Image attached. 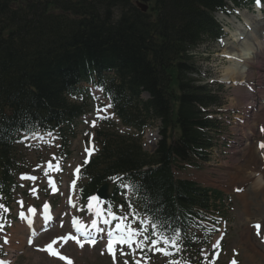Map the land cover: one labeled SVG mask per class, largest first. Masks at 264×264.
Masks as SVG:
<instances>
[{
  "label": "trees",
  "instance_id": "trees-1",
  "mask_svg": "<svg viewBox=\"0 0 264 264\" xmlns=\"http://www.w3.org/2000/svg\"><path fill=\"white\" fill-rule=\"evenodd\" d=\"M136 1L0 0V193H10L20 171L17 135L38 128L63 133L89 111L83 85L100 87L122 125L140 133L159 119L161 140L148 154L137 137L101 121L96 154L82 171V196L108 182L113 210L125 215L119 196L128 184L139 215L161 223L168 236L180 230L183 261L201 262L205 232H185L189 216L209 207L210 190L177 178L174 169L200 168L211 146L206 129L215 122L201 108L216 97L189 77L195 66L187 51L220 35L212 13L227 5L139 0L148 5L143 13Z\"/></svg>",
  "mask_w": 264,
  "mask_h": 264
},
{
  "label": "rangeland",
  "instance_id": "rangeland-1",
  "mask_svg": "<svg viewBox=\"0 0 264 264\" xmlns=\"http://www.w3.org/2000/svg\"><path fill=\"white\" fill-rule=\"evenodd\" d=\"M228 5L229 7L232 6L231 4ZM258 28L260 27L257 26L256 29ZM227 37H229V35L222 37V39L226 41ZM224 48L225 45L220 46V49H218L217 43L214 41H206L198 50H195V52H197V54L194 55L196 67L201 72V75L206 76L204 82H209L211 90L218 93L217 95L220 97L219 101H224L226 104L229 103L231 106L232 132H234L233 129L243 126L238 123H232V115L243 113L247 114L248 123L255 120V116L257 123L259 122V126L264 129V107H262L259 113L254 112L255 106H259L260 104L258 103L263 99L262 97H264V69H256L260 71H256L257 73H255V71H253V66H251L254 72L251 75L253 76V78H251L252 81L242 84V88L239 90L234 89L232 86L231 89L227 91L224 90L223 87L214 83L222 79L226 68L229 66V60L225 54H223ZM260 59L261 58H259V62ZM257 65L260 66L259 63H257ZM261 65L264 67V60H262ZM83 86L86 87L85 84ZM90 90V98L87 101L90 106L89 114L74 122L72 126H69L66 131L68 138L65 144H62L58 135L55 134L22 136L17 141V143H19L17 146V158L23 171L16 175L15 187L13 190L12 204L15 206V213L18 220L15 218L17 227L15 226L12 231V243L14 244V242L20 239V234H23L24 241L26 238L24 235L26 230L20 227L19 213L21 211L25 212L27 208L35 207L39 214L40 207L47 202L54 206L56 210V219L49 229H38L36 232L37 235L33 238V243L31 245L23 244L22 248L17 252L11 250L13 253L9 264H67L66 260H61L59 256L50 255L48 251L42 249L54 238L63 237L71 233L68 226V219L70 216L80 213L83 222L87 225L90 224V215L87 210H81V207L72 210L64 204V189L67 187L68 181L73 179L72 170L80 167L83 161L90 157V155L85 152V148L91 146L90 139L92 130L96 125H99L97 109H103L106 106V102L101 95L95 93L91 88ZM144 98L148 97L144 95ZM246 106L249 107L246 108ZM244 108L245 110H243ZM99 115L113 121L119 133H134L132 129L122 126L119 120L112 116L110 108H108L106 112H101ZM93 121L96 122L95 127L92 126ZM156 125H154L153 128ZM245 126L247 127L248 125ZM153 128L150 130L154 131ZM85 133L88 135H85ZM255 134H257L256 131L254 132V135ZM150 136L153 137L151 133ZM255 138L263 140L264 135H258ZM252 146L254 147V144ZM253 147H248L246 151L247 155L249 153V155L254 156L252 152ZM144 150L150 153L154 148ZM66 151H70V156L67 161H64L63 158ZM53 157L56 159H53ZM214 158L215 159H212L201 171H189L185 173L184 176L200 184H204L205 186L211 185L224 191L231 190L221 187L224 178L226 181H229L230 184L235 182L237 186L241 185L242 180L245 179L246 176H248L246 180H249V175H247V173L253 171L252 167L247 165L246 162L241 161V157L236 161L237 163L233 160L220 163L221 160L218 157ZM57 161L59 162L61 171L49 170L48 162L55 165ZM231 166H237V171L228 172L227 168H231ZM46 170L48 171L47 176L45 175ZM22 177H37V179H22ZM49 178L54 179L58 185V192L53 193L52 187L48 184ZM211 178L215 180L212 181ZM261 179L264 180V177ZM75 181L77 183L78 177L75 178ZM32 189H36L35 195L32 193ZM260 190H253L252 186H250L245 192V198L242 199L238 196L236 197L235 194L231 195V213L228 217L229 220L231 219V228L226 232L225 240L222 242V251L216 264H231L233 260L236 261V264H264V223L259 224L261 226L260 235H257V230L252 227V223L261 220L264 213V192ZM75 194L77 195V190ZM21 201L23 202V206L20 203ZM97 203L98 202H96L93 209H91L93 213H96ZM78 209L81 211L78 212ZM39 224L40 220L37 219L34 225L38 227ZM9 230L10 228H7V232H10ZM2 232L3 231H0V248L2 249L4 257L7 258L10 257V252L5 244L1 242ZM120 247H123L124 252L128 254L121 255L118 250ZM54 248L58 249L60 255L70 259L72 264H124L125 260L128 261V264H133L134 259H139L141 264H169L171 260L178 261L174 256L177 250L171 248L169 249V251L172 252L171 256H165L162 253L144 256L143 253H137L134 257L125 246H117L115 251V262L103 241L96 242L94 246L84 243L83 248L79 247L73 240H69L67 243L59 241L57 245H54ZM147 251L152 253V251L148 249Z\"/></svg>",
  "mask_w": 264,
  "mask_h": 264
},
{
  "label": "snow or ice",
  "instance_id": "snow-or-ice-1",
  "mask_svg": "<svg viewBox=\"0 0 264 264\" xmlns=\"http://www.w3.org/2000/svg\"><path fill=\"white\" fill-rule=\"evenodd\" d=\"M260 0H257V4L259 5ZM111 105H106L105 108L97 109L98 119H104L106 117L100 116L99 114L101 112H106L108 108H110ZM96 122H92V126L95 127ZM264 131V129H262ZM85 135H88L85 133ZM261 148H264V142L260 144ZM92 151L94 149L85 148V152H87L89 155L92 154ZM53 159H56L53 157ZM87 159L85 160V163H87ZM48 169L49 170H55V171H61L59 162L55 165H53L51 162H48ZM76 172H79V167H77ZM45 175H48V171H45ZM28 178L31 180H36L37 177H22ZM113 180H119L120 177H113ZM48 184L52 187L53 193L58 191V188L55 187V181L49 178ZM73 188L75 187V181H73ZM125 187H128L125 185ZM240 189H237L239 191ZM32 193L36 194V189L31 190ZM92 201H97L96 205V216L101 219V221L105 225H109L112 223V221H116L114 228L107 231V237H108V243L106 245V248L113 256V260L115 262V251H116V245H126L127 248L130 250L131 254L135 257L137 253H144V250L147 248L150 251H157L161 252L165 256H171L172 252L169 251V249H175L179 251V244L178 240L180 239L179 232L176 231L173 233L172 236H168L166 232L164 231V226L161 223L154 222L151 219H144L140 218L137 213H132V220H129V214H125L122 216L116 215L111 210V207H108L106 210L102 207H100L98 197L92 196L89 198V204L87 207L89 210L93 209ZM23 206V202H20ZM69 203H71V200H69ZM73 207L75 205L73 204ZM0 208H3L2 205H0ZM44 209V218L45 220L50 219V206L47 202L43 205ZM4 211L7 212L8 209L4 208ZM27 212L35 215L36 208L35 207H29L27 209ZM106 212V214H105ZM19 216L22 220H27L29 224H31V219L26 216L24 211H21L19 213ZM73 226L76 228V232L79 233V235H73L72 233H68L63 237H57L54 238L49 244L45 246V251H48L50 255L53 256H59L61 260H66L67 264H72V261L68 259L67 257H64L63 255H60L57 248H54V245H57L59 241H63L64 243H67L69 240H73L77 243V245L81 248H83L84 243H88L92 246L95 245V238L91 236V232L89 231L88 227H86L83 223H80L77 218H73L72 220ZM133 224H138L137 227H133ZM63 226V225H61ZM149 227L151 228V232L149 233ZM253 227L257 230V235H260V225L256 224L253 225ZM91 228L96 229L97 231H104L103 229H100L98 227L97 219L91 220ZM0 231H2V226H0ZM81 237H84L82 240ZM7 237H4V243H7ZM163 245L164 247H159V245ZM214 247H219V242H217ZM119 252L121 255H127L128 253H125L123 250V247H120ZM103 254V253H102ZM207 259V257H205ZM0 264H3V262H0ZM124 264H128V261L125 260ZM133 264H141V261L139 259H134ZM169 264H180L179 261L171 260L169 261ZM231 264H236V261H232Z\"/></svg>",
  "mask_w": 264,
  "mask_h": 264
},
{
  "label": "bare ground",
  "instance_id": "bare-ground-1",
  "mask_svg": "<svg viewBox=\"0 0 264 264\" xmlns=\"http://www.w3.org/2000/svg\"><path fill=\"white\" fill-rule=\"evenodd\" d=\"M262 10H264V5L256 4L254 12L239 10L237 12L238 16L220 15V18L225 20L232 28V30H230V37L227 39L228 41L225 42V48L223 49V54L227 55L229 58V66L222 76L223 82L231 85L245 84L252 81L251 78H253V76L251 75L254 73L253 71L257 73L256 71L260 70L256 69H264L261 65L262 60H264V13H261ZM257 26L260 28L256 29ZM259 58H261L260 62ZM257 63H259L261 67L258 66ZM251 66H253V71ZM235 89L239 90L240 86L235 87ZM262 100L264 104V97ZM263 104L261 103V107L257 108L262 109V107H264ZM152 135L154 136V134ZM147 136L153 138L150 136V132L147 133ZM260 177L253 182L254 189H261L260 191L264 192V180ZM53 215L54 211L50 214L51 219ZM47 222L48 220L44 218L41 226L43 227ZM20 227L25 230L23 224H21ZM19 237L20 239L14 242V244L11 240L10 246L8 245L13 252L19 251L26 241L23 240V234H20Z\"/></svg>",
  "mask_w": 264,
  "mask_h": 264
},
{
  "label": "water",
  "instance_id": "water-1",
  "mask_svg": "<svg viewBox=\"0 0 264 264\" xmlns=\"http://www.w3.org/2000/svg\"><path fill=\"white\" fill-rule=\"evenodd\" d=\"M136 5L141 8L142 11H146L147 10V5H145L144 3H141L139 1L136 2ZM108 184L103 185L99 190H98V194L103 197V198H107L108 197Z\"/></svg>",
  "mask_w": 264,
  "mask_h": 264
}]
</instances>
